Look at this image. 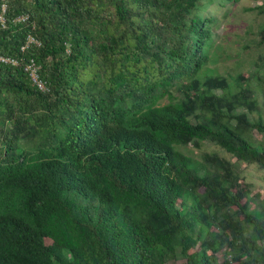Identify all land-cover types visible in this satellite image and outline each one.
<instances>
[{
    "label": "trees",
    "instance_id": "16d2710c",
    "mask_svg": "<svg viewBox=\"0 0 264 264\" xmlns=\"http://www.w3.org/2000/svg\"><path fill=\"white\" fill-rule=\"evenodd\" d=\"M202 2L0 0V264H264V58L208 72Z\"/></svg>",
    "mask_w": 264,
    "mask_h": 264
},
{
    "label": "rangeland",
    "instance_id": "374dc122",
    "mask_svg": "<svg viewBox=\"0 0 264 264\" xmlns=\"http://www.w3.org/2000/svg\"><path fill=\"white\" fill-rule=\"evenodd\" d=\"M202 3L201 11L216 19L213 28L214 44L207 64L208 72L229 78L240 73L257 71L261 66V59L264 58V45L260 46L257 38L259 29L264 26V0H238L236 3L203 0ZM261 114L264 115V111ZM209 152H216L234 161L210 142L201 144L200 148H189V154L197 162L201 161L203 153ZM238 168L253 185L254 192L264 195V169L255 165L245 167L243 164H238ZM169 264H182V260L177 259Z\"/></svg>",
    "mask_w": 264,
    "mask_h": 264
},
{
    "label": "built area",
    "instance_id": "2783aa9c",
    "mask_svg": "<svg viewBox=\"0 0 264 264\" xmlns=\"http://www.w3.org/2000/svg\"><path fill=\"white\" fill-rule=\"evenodd\" d=\"M27 18L26 17H20L18 21L24 22ZM0 22L3 24L4 23V18H0ZM32 45H39V42L32 36V35H27L25 44L21 48L22 51L25 49L29 48ZM0 62L6 65H11V66H18L19 62L16 58L14 57H9V56H1L0 57ZM24 72L29 76L30 80L41 90V91H46L45 84L39 77V67L36 65L35 61L33 59L29 60L26 62V64L23 67Z\"/></svg>",
    "mask_w": 264,
    "mask_h": 264
}]
</instances>
